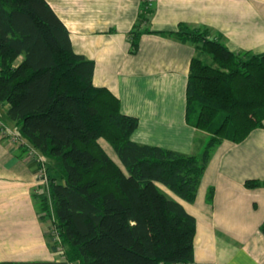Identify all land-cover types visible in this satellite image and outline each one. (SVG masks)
I'll return each mask as SVG.
<instances>
[{"label": "trees", "instance_id": "16d2710c", "mask_svg": "<svg viewBox=\"0 0 264 264\" xmlns=\"http://www.w3.org/2000/svg\"><path fill=\"white\" fill-rule=\"evenodd\" d=\"M150 13L144 2L130 33L131 52ZM163 35L195 49L185 119L209 136L199 155L134 143L137 118L122 114L119 100L94 86L93 62L73 52L49 4L0 0V107L18 137L48 163L55 224L70 261L191 263L195 220L158 186L193 203L214 150L264 128V53L234 54L205 29L181 25ZM101 138L125 172L102 150ZM40 195L35 201L42 207Z\"/></svg>", "mask_w": 264, "mask_h": 264}, {"label": "crops", "instance_id": "0c3cea01", "mask_svg": "<svg viewBox=\"0 0 264 264\" xmlns=\"http://www.w3.org/2000/svg\"><path fill=\"white\" fill-rule=\"evenodd\" d=\"M45 1L69 32L73 52L93 62L94 86L137 118L131 140L139 145L190 155L202 144L201 131L185 119L194 46L163 33L181 25L205 29L234 54L264 53V0H152L135 52L130 33L144 0ZM35 172L24 155L0 143V264H80L43 235ZM247 181L262 185L248 188ZM164 192L195 220L193 261L185 264H264V128L217 147L193 203Z\"/></svg>", "mask_w": 264, "mask_h": 264}, {"label": "rangeland", "instance_id": "374dc122", "mask_svg": "<svg viewBox=\"0 0 264 264\" xmlns=\"http://www.w3.org/2000/svg\"><path fill=\"white\" fill-rule=\"evenodd\" d=\"M145 4L148 9H151V5L148 2L145 1ZM209 38H212V37L209 36ZM3 111H4L3 107H0V123L2 124L0 126V143L11 152L17 151L20 155H24V158L27 159L31 164L35 166V171H36L35 177L38 183L37 186L40 187L39 192L35 193V197H38L40 194H42L40 196L45 198V202H43L42 207H40L41 205L40 202H39L40 204L38 203L37 205V213L39 215V218L43 226V235L51 241V244L53 246L55 245L54 247L67 251V247H65L61 241L60 235L58 233V229L56 228L55 219L53 215L52 204H51L49 191H48V185H49V181L47 177L48 163L45 160V158L41 156L42 164H43V171H41L40 166L42 165H39L37 163L36 155L34 154V152H32L28 144H26L23 140H21L18 137V133H17V129L15 125L5 120ZM200 133L201 134L199 137L201 138V140L199 139L197 141H200L202 144L195 145V150L190 155H195V154L199 155L203 148V144L206 143L209 138V136L206 133L204 132H200ZM205 138L206 140H204ZM99 145L102 148V150L108 155V157L113 161V163L116 164L118 167H120V169H122L123 172H125V170L121 167L109 143L106 140L101 138L99 139ZM214 152L212 153L211 157L213 156ZM158 187L163 192H164V189L167 192H169L165 187H163L162 189L161 185H159ZM63 255H65V252H63Z\"/></svg>", "mask_w": 264, "mask_h": 264}, {"label": "built area", "instance_id": "2783aa9c", "mask_svg": "<svg viewBox=\"0 0 264 264\" xmlns=\"http://www.w3.org/2000/svg\"><path fill=\"white\" fill-rule=\"evenodd\" d=\"M144 1H146V2H148V3L150 4L152 0H144ZM1 125H2V124L0 123V126H1ZM2 127H3V126H2ZM31 150H32V152H34V154L36 155L37 163H38L39 165H42V166H40V167H41V171H43V164H42V158H41V155L38 154L35 150H33V149H31Z\"/></svg>", "mask_w": 264, "mask_h": 264}]
</instances>
